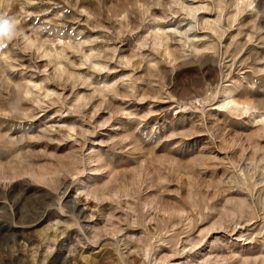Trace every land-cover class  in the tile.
<instances>
[{
    "label": "rangeland",
    "instance_id": "obj_1",
    "mask_svg": "<svg viewBox=\"0 0 264 264\" xmlns=\"http://www.w3.org/2000/svg\"><path fill=\"white\" fill-rule=\"evenodd\" d=\"M0 16V264H264V0Z\"/></svg>",
    "mask_w": 264,
    "mask_h": 264
},
{
    "label": "clouds",
    "instance_id": "obj_2",
    "mask_svg": "<svg viewBox=\"0 0 264 264\" xmlns=\"http://www.w3.org/2000/svg\"><path fill=\"white\" fill-rule=\"evenodd\" d=\"M15 22L0 16V41L11 40L15 35Z\"/></svg>",
    "mask_w": 264,
    "mask_h": 264
}]
</instances>
